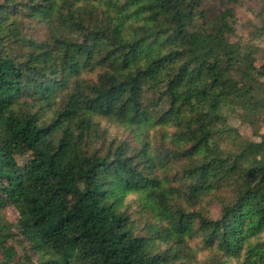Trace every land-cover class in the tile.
<instances>
[{
  "label": "trees",
  "instance_id": "trees-1",
  "mask_svg": "<svg viewBox=\"0 0 264 264\" xmlns=\"http://www.w3.org/2000/svg\"><path fill=\"white\" fill-rule=\"evenodd\" d=\"M240 2L0 0V264H28L15 228L39 264H264V5L243 37Z\"/></svg>",
  "mask_w": 264,
  "mask_h": 264
},
{
  "label": "rangeland",
  "instance_id": "rangeland-1",
  "mask_svg": "<svg viewBox=\"0 0 264 264\" xmlns=\"http://www.w3.org/2000/svg\"><path fill=\"white\" fill-rule=\"evenodd\" d=\"M264 5V0H241V2L235 6V11L237 17L239 18V36H247L250 32V26L252 24L262 25L261 21L256 17V15L261 11ZM31 29H28L29 34L40 35L42 36L41 30L35 29V25H30ZM260 52L258 66L264 65V40L259 42ZM231 124L234 128L238 130V132L246 139L251 141H259V138L256 137L253 133V130L247 124L242 123L239 119L232 120ZM102 127L106 128L110 131L111 137L118 136L120 139H130V132L125 129L118 128L112 124H109L107 121L102 120ZM261 133H264V119L259 125ZM133 144H135L133 142ZM5 217L6 220L16 225L19 220L18 212L11 206H8L5 209ZM13 245L16 253L19 256L20 261L30 264H39L38 255L33 253L30 248V244L26 238L20 233V231L15 228L13 229Z\"/></svg>",
  "mask_w": 264,
  "mask_h": 264
}]
</instances>
